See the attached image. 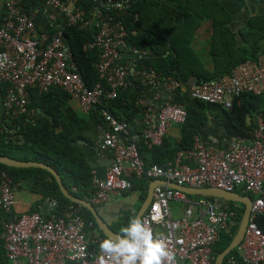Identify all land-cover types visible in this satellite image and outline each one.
<instances>
[{
  "label": "built area",
  "instance_id": "1",
  "mask_svg": "<svg viewBox=\"0 0 264 264\" xmlns=\"http://www.w3.org/2000/svg\"><path fill=\"white\" fill-rule=\"evenodd\" d=\"M24 0H6V14L0 19V81L6 84L2 101L4 116L12 123L22 115L35 114L29 108L31 91L49 92L61 88L77 100L80 109L90 111L108 98H115L131 83V74H138L155 90H169L170 99L160 108L141 98L145 106L142 135L149 146L161 145L173 124L186 122L188 112L171 98L183 89L184 83L173 76L161 77L155 71L120 62L124 52L143 57L144 50L129 46L127 30L121 19L112 13L125 11L131 0H106V10L97 11L99 28L94 40L85 49H96L95 67L100 80L90 88L78 71L64 34L65 22L87 25L90 20L79 7L78 0H42V11L54 23L56 32L39 31L34 17L23 8ZM264 93V53L233 68L230 75L193 83L192 98L227 109L243 94ZM106 125H99L98 149L111 153L113 162L105 177L95 170L92 203L101 205L129 191L130 178L163 179L193 188L214 186L225 191L243 189L252 194L250 216L244 238L239 245L242 262L264 263V232L256 218L264 214V124L258 126L250 139L233 135L231 145L215 148L196 137L193 147L180 150L175 160L164 164L144 165L138 149L139 134L129 124L103 109ZM14 120V122H13ZM4 126L0 125V134ZM189 157L194 165L184 162ZM16 191L9 171L0 167V210L10 212L16 203ZM186 203L183 215L174 217L171 204ZM58 201L47 198L43 211L23 213L5 222L1 235L5 254L11 264H99V244L106 239L98 231L86 232L81 205L69 204L57 214ZM159 216L158 221H153ZM150 223L154 236L162 237L175 254L176 264H216L213 246L222 231L238 223L237 205L220 199L190 200L184 191L166 185L154 188L153 200L141 217ZM235 263V259L230 260Z\"/></svg>",
  "mask_w": 264,
  "mask_h": 264
},
{
  "label": "trees",
  "instance_id": "2",
  "mask_svg": "<svg viewBox=\"0 0 264 264\" xmlns=\"http://www.w3.org/2000/svg\"><path fill=\"white\" fill-rule=\"evenodd\" d=\"M104 2L78 0L79 7L85 11L90 23L64 24L65 40L79 73L90 88L100 80L95 67L98 51L95 48L85 49V44L94 40L99 30V17L96 13L100 9L106 10ZM42 4V0H24V9L32 16V10L35 7L42 8ZM112 14L123 21L127 30V44L147 52L136 61V72L146 68L163 78L173 76L184 83V89L178 90L170 100L180 103L188 112L186 122L181 124L182 136L179 141H171L165 136L161 145L149 146L146 142L137 120L144 117L145 106L141 103V98L150 85L137 73L132 75L135 81L120 91L117 97L104 100L88 112L76 110L70 103L69 93L61 88H53L44 93L33 89L29 104L30 109H35L33 118L28 119L27 115H22L13 126L6 123L0 134V154L52 166L72 194L89 201L95 193L93 170L82 143L95 145L99 125H106L103 109L117 119L126 121L130 131L139 134L138 149L146 167L173 161L178 151L192 148L194 138L199 134L198 129L211 116L220 118L230 134L246 139H250L254 130L260 126L253 119L255 115L261 116L264 123V93L243 94L234 99L231 109L192 98L189 94L192 77L195 78V83L221 78L230 75L238 64L256 59L264 53V13L250 16L238 30L233 29V14L222 0H131L125 11ZM204 27L209 33L206 56L198 47L199 34ZM5 92L6 84L0 81L2 98ZM14 150L22 151L23 155H15ZM0 167L9 171L14 190L21 188V183H26L25 187L41 194L29 213L43 211L49 197L58 201L57 214H62L69 204L74 203L64 196L55 176L47 169L34 166L11 167L3 163H0ZM130 179L133 189L142 190L140 198L144 201L149 180L137 176ZM235 191L252 196L243 189ZM197 196L204 198L202 195ZM93 204L98 208L97 204ZM229 204L237 205L238 223L228 231L221 232L220 239L213 246L214 261L234 239L244 213L243 204L233 201H229ZM136 213H130L111 223V227L122 235L121 229L128 226ZM80 214L86 221V232L98 231L107 237L99 229L88 208L81 206ZM20 215L14 213V207L10 212L0 210V264H11L1 237L5 222ZM256 220L264 232V214L259 215ZM232 258L236 260L235 263L230 261ZM224 262L245 264L239 247L233 249Z\"/></svg>",
  "mask_w": 264,
  "mask_h": 264
},
{
  "label": "crops",
  "instance_id": "3",
  "mask_svg": "<svg viewBox=\"0 0 264 264\" xmlns=\"http://www.w3.org/2000/svg\"><path fill=\"white\" fill-rule=\"evenodd\" d=\"M232 3L234 4L233 9L227 4L226 6L230 8V11L233 14L232 26L234 30H238L247 21V19L250 16L255 15L256 13H264V0H239L238 3L235 0V1H232ZM5 4H6V0H0V19H3L6 14ZM22 8L24 9V1L22 3ZM32 16L34 17V20L36 22V27L38 28L39 31H44V32L47 31L50 34H53L56 32L54 23L48 18L47 15L43 13L42 8L37 9L35 7V9L32 10ZM207 32L208 31L205 27L202 28L199 34V39H198L199 50L200 52H203L205 56H206V52L208 49L207 43H208L209 33L207 34ZM138 59H139L138 56H134L129 52H124V55L121 57L120 62H122L123 64L129 65L131 71H133V68L136 65L135 63ZM134 81H135L134 77L131 74L130 82L133 83ZM195 82H196L195 78L192 77L190 80V84L192 85ZM183 89H184V86H183ZM144 98L147 101L155 104L156 108H160L163 103L169 101L170 93L168 89L161 88V94L157 96V93L155 92V90L149 87L147 90H145ZM2 100L3 98L0 93V125L6 126V123H7L13 126L14 123H12L9 118L4 116ZM70 103L75 107L76 110L78 111L81 110L77 100L71 98ZM28 119L30 118L28 117ZM253 119L256 121L258 125L264 124L263 118L259 115H255ZM248 121L250 122V118L248 119ZM138 122H139V128L141 132L142 126H143L142 124L143 120H137V124ZM181 129H182V126L180 124H173L168 130L166 137H168L171 141H179V139L182 136ZM198 133L199 134H197L195 138L198 137L202 139L207 145L213 146L215 148L226 149L232 143L233 135L230 134L226 126L220 121V118L218 117H214V116L209 117L207 122L198 129ZM100 134H101L100 127H98V136H97L95 145L91 146L88 142H83L82 145L86 151L87 159L92 166V170H95L96 173L100 177H105L107 170L109 169V167L111 166L113 162V159H112L111 153H102L98 149V139L100 138ZM183 161L188 162L191 165H194L193 160H191L189 157H184ZM152 182L153 181H149V186L151 185ZM26 185H27L26 183L24 184L21 183V186L23 188L16 187L17 195H16V203L14 206V213L16 215L29 212L32 209V207L35 205V202H37L41 198V194L33 192L28 187H25ZM149 186L147 188V195H148L149 188H150ZM141 193H142V190L132 188L127 193L120 195V196H115L111 201L98 205V209L101 215L111 225V223L119 220L120 218L130 213L139 212L142 205H140L139 208L136 209L135 203L137 199L140 198ZM187 196L191 200H197L199 198L197 194L196 195L188 194ZM171 206H173V209H175V211L179 215L177 217H180L183 215V211H184V207L186 206V203L183 201H176L173 203V205L171 204Z\"/></svg>",
  "mask_w": 264,
  "mask_h": 264
},
{
  "label": "water",
  "instance_id": "4",
  "mask_svg": "<svg viewBox=\"0 0 264 264\" xmlns=\"http://www.w3.org/2000/svg\"><path fill=\"white\" fill-rule=\"evenodd\" d=\"M102 3L104 0H100ZM99 7V6H98ZM3 97V96H2ZM0 163L6 164L11 167H41L44 169L49 170L56 178L62 193L65 197L70 199L72 202L78 203L83 207L88 208L94 215L96 222L99 226V229L109 238L116 239L118 234L110 225V223L101 215L99 209L89 200L82 199L79 197H76L74 194H72L68 188L64 185L61 175L58 173L57 170H55L52 166L39 161H23L16 158H13L11 156L2 155L0 154ZM168 185L180 190H183L184 192L188 194H194V195H203V196H212V197H219L227 201H234L239 202L244 205V213L240 221L239 229L230 243V245L215 259L216 264H225L224 260L225 257L236 247H239L240 243L242 242L246 230V226L248 223V219L250 216V210H251V204H252V197L249 195H241L240 193L236 191H225L222 189H219L217 187H204V188H193L189 186L179 185L174 182H168L163 181L162 179L154 180L151 185L149 186V192L144 200L139 212L137 213L136 217H142L144 214L146 208L149 206V204L152 201L154 188L156 185ZM264 264V263H263Z\"/></svg>",
  "mask_w": 264,
  "mask_h": 264
},
{
  "label": "clouds",
  "instance_id": "5",
  "mask_svg": "<svg viewBox=\"0 0 264 264\" xmlns=\"http://www.w3.org/2000/svg\"><path fill=\"white\" fill-rule=\"evenodd\" d=\"M158 221L159 216H154ZM122 235L111 237L99 244V264H176L175 254L162 237L154 236L150 223L140 217L131 219Z\"/></svg>",
  "mask_w": 264,
  "mask_h": 264
},
{
  "label": "rangeland",
  "instance_id": "6",
  "mask_svg": "<svg viewBox=\"0 0 264 264\" xmlns=\"http://www.w3.org/2000/svg\"><path fill=\"white\" fill-rule=\"evenodd\" d=\"M225 4H227V5H229L232 9L234 8V4L232 3V1H235V0H222ZM237 1V3L239 2V0H236ZM250 15H252V14H250ZM249 15V16H250ZM80 112H83V111H81L80 110ZM13 153L15 154V155H17V156H21V155H23L22 154V151H18V150H14L13 151ZM154 180H157V179H151V180H149V181H154ZM159 180V179H158ZM163 180V179H162ZM163 181H165V180H163ZM168 182H172V181H168ZM178 184V183H177ZM161 185V184H160ZM163 185V184H162ZM180 185V184H179ZM157 186V185H156ZM155 186V187H156ZM166 186H168V185H166ZM184 186H187V185H184ZM133 187V186H132ZM171 187V186H170ZM190 187V186H189ZM205 187H214V186H205ZM174 188V187H173ZM202 188H204V187H202ZM132 189V188H131ZM130 189V190H131ZM240 189V188H239ZM129 190V191H130ZM236 190V189H235ZM234 190V191H235ZM16 191V193H17V190H15ZM183 191V190H182ZM128 192V191H127ZM127 192H125V193H127ZM230 192H232V191H230ZM237 192V191H236ZM125 193H123V194H125ZM186 193V192H185ZM186 195H188V193H186ZM250 196V195H249ZM208 197V198H207ZM210 197H212V196H204V198H198V199H210V200H215V199H220V200H223V201H227V200H224V199H222V198H219V197H213V198H210ZM252 197V196H251ZM187 198H188V196H187ZM197 199V200H198ZM152 200H153V197H152ZM191 200V199H190ZM194 201V200H193ZM142 202H143V199H141V198H139V199H137V201H136V203H135V207H136V209H138L139 208V206L140 205H142ZM152 202V201H151ZM174 202H176V201H174ZM174 202H172V205H173V203ZM228 203H229V201H227ZM234 202V201H233ZM151 204V203H150ZM150 204H149V206H150ZM149 206L146 208V210L149 208ZM172 207V212H173V215H174V217H177V216H179L178 214H177V212L175 211V209H173V206H171ZM145 210V211H146ZM145 213V212H144ZM105 238H108V237H105Z\"/></svg>",
  "mask_w": 264,
  "mask_h": 264
}]
</instances>
